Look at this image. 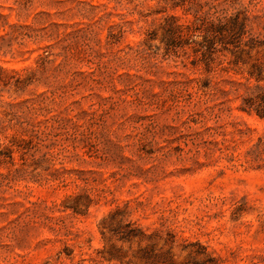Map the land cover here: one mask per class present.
<instances>
[{
  "label": "rangeland",
  "instance_id": "1",
  "mask_svg": "<svg viewBox=\"0 0 264 264\" xmlns=\"http://www.w3.org/2000/svg\"><path fill=\"white\" fill-rule=\"evenodd\" d=\"M248 102L264 0H0V264H264Z\"/></svg>",
  "mask_w": 264,
  "mask_h": 264
},
{
  "label": "trees",
  "instance_id": "2",
  "mask_svg": "<svg viewBox=\"0 0 264 264\" xmlns=\"http://www.w3.org/2000/svg\"><path fill=\"white\" fill-rule=\"evenodd\" d=\"M234 37V36H233ZM235 39L236 38H232V40H229L228 42H223V40H221V43H224V49L225 50H230V51H232L231 49H230V47L231 46H233V47H235V48H238L239 47V45H238V43L239 42H237V41H235ZM175 40H174V37L173 36H171L170 38H169V45H174L175 46V42H174ZM215 43L216 42H214L213 43V45H215ZM216 50V47H214V51ZM248 103H250V102H248ZM253 104L252 103H250V104H248V106H245V107H243V110H245V111H251L250 109H255L261 116H263L264 117V107L263 108H253V106H252ZM261 109V110H260Z\"/></svg>",
  "mask_w": 264,
  "mask_h": 264
}]
</instances>
